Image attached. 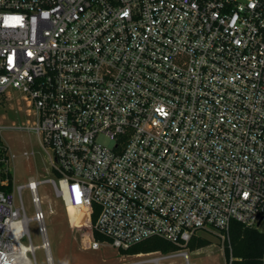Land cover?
Returning <instances> with one entry per match:
<instances>
[{
	"label": "built area",
	"instance_id": "1",
	"mask_svg": "<svg viewBox=\"0 0 264 264\" xmlns=\"http://www.w3.org/2000/svg\"><path fill=\"white\" fill-rule=\"evenodd\" d=\"M12 88L34 118L0 121V264H37L31 221L54 264L41 183L82 219L99 206L107 239L85 248L178 245L118 264H194L200 231L264 230V0H0L1 107ZM5 130L35 133L52 176L17 183Z\"/></svg>",
	"mask_w": 264,
	"mask_h": 264
},
{
	"label": "rangeland",
	"instance_id": "2",
	"mask_svg": "<svg viewBox=\"0 0 264 264\" xmlns=\"http://www.w3.org/2000/svg\"><path fill=\"white\" fill-rule=\"evenodd\" d=\"M9 91L12 97L5 98L3 107L0 106V121L4 125L32 123L34 117L27 114V102L24 96L16 89L12 88ZM3 136L11 152L14 153L11 167L17 183H25L31 176L38 179L52 176L46 153L35 133L30 130H5ZM102 140L108 142L106 138ZM26 150L30 152L29 155L24 154ZM37 191L46 214L45 225L54 264H118L122 261L138 259L136 254L122 253L121 250L110 245H103L99 249L85 248L83 243L86 238L89 236L95 239V237L81 215L72 218L69 207L65 205L63 199L55 195L51 184L41 183ZM22 198L28 214L33 215L34 208L28 188L22 191ZM29 231L33 245L38 246L35 249L37 264H48L46 252L40 246L42 237L36 221L30 222ZM198 235L208 238L211 243L195 250L188 248L191 262L194 264L228 262L225 256L226 236L210 231H200ZM176 263L181 264L182 259H176Z\"/></svg>",
	"mask_w": 264,
	"mask_h": 264
},
{
	"label": "trees",
	"instance_id": "3",
	"mask_svg": "<svg viewBox=\"0 0 264 264\" xmlns=\"http://www.w3.org/2000/svg\"><path fill=\"white\" fill-rule=\"evenodd\" d=\"M99 213V206L93 205L83 215V220L86 225H93ZM82 217V216H81ZM95 239L106 240L107 238L94 231ZM211 241L201 235L195 234L188 242V248L195 250L209 245ZM178 248L175 243L160 237L151 236L143 239L127 249H121L122 253L138 254L151 251L168 252ZM225 256L227 263L231 264H264V230L253 226H247L237 220L231 221L228 238L225 245Z\"/></svg>",
	"mask_w": 264,
	"mask_h": 264
},
{
	"label": "bare ground",
	"instance_id": "4",
	"mask_svg": "<svg viewBox=\"0 0 264 264\" xmlns=\"http://www.w3.org/2000/svg\"><path fill=\"white\" fill-rule=\"evenodd\" d=\"M69 209H70V211L72 213V218H74L77 215H79V216L82 215V213L80 212V210L78 208H76V207L69 206Z\"/></svg>",
	"mask_w": 264,
	"mask_h": 264
}]
</instances>
